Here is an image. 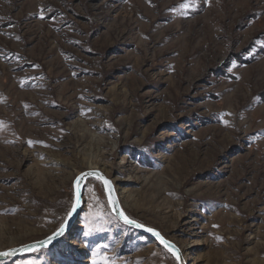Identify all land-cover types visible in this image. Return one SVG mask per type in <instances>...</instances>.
Returning a JSON list of instances; mask_svg holds the SVG:
<instances>
[{"label":"rangeland","instance_id":"obj_1","mask_svg":"<svg viewBox=\"0 0 264 264\" xmlns=\"http://www.w3.org/2000/svg\"><path fill=\"white\" fill-rule=\"evenodd\" d=\"M89 170L185 264H264V0H0V252ZM83 202L0 264H179L101 181Z\"/></svg>","mask_w":264,"mask_h":264},{"label":"water","instance_id":"obj_2","mask_svg":"<svg viewBox=\"0 0 264 264\" xmlns=\"http://www.w3.org/2000/svg\"><path fill=\"white\" fill-rule=\"evenodd\" d=\"M87 172H98L99 174H102L100 171H94V170H89V171H86L84 173H87ZM79 176H81V174ZM93 178L96 179L95 177H87V178H85L81 182L79 188L76 187L75 183L73 184L74 195H75V201H74V203H76L77 193H79V203L77 205L76 212L73 215L68 216V218L66 219V221L63 223V225L65 226V230H64V233L62 235L57 236L51 242H48L47 241V238H46V239H44V240H42L40 242H36V243H32V244L25 245V246H22V247H17V248H13V249L4 251V252H9L11 254L8 255V256H0V262L6 261V260H9V259H15V258H18V257L23 256L25 254L31 253L33 251H38V250L50 248L52 245L56 244L64 235H66L71 230L73 224L76 222L77 218L81 214L82 207H83V204H84L83 199H84L85 186H86L87 181L89 179H93ZM106 179L109 180L108 178H106ZM104 190H105V188H104ZM111 190H112L111 191V195H109V192L106 191V190H105V194H106V199H107V202H108V205H109V208H110L112 214L122 224H124V225L132 228L133 230H135L139 234H141L143 236L150 237L152 240L156 241L160 246H162L175 259H176V255L174 254V250H178V254H179L180 259L179 260L176 259V260L178 261L179 264H185L184 261H183V259H182V255H181L180 250L173 243H171L170 241H168L167 239H165L164 236H162V234L160 232H158L157 230H154V229H153V232H149V231H147V229H149V227H146L144 225H143L144 226L143 228H140V227H136L134 225L125 223L123 217L120 215V211H123L124 214H125V212H124V209H123V207H122V205H121V203L119 201V198L117 196V192H116L115 187H114V185H113L112 182H111ZM110 200L118 201V203L115 205V210L113 208V204L110 203ZM138 224H140V223H138ZM140 225H142V224H140ZM150 229H152V228H150ZM154 232H158L159 233V236L154 235ZM54 233L51 236H49V237H52L54 235ZM160 237H163V239L165 241H167L171 245H173L174 246V250H169V248H166L165 245L163 243H161ZM41 242H44V246L43 247H41ZM0 253H3V252H0Z\"/></svg>","mask_w":264,"mask_h":264},{"label":"snow or ice","instance_id":"obj_3","mask_svg":"<svg viewBox=\"0 0 264 264\" xmlns=\"http://www.w3.org/2000/svg\"><path fill=\"white\" fill-rule=\"evenodd\" d=\"M87 177H95L97 180L101 181L103 183V185H104L105 190L109 192V195H111V191H112L111 190V182L109 180H107L102 174H99L98 172L82 173L81 176L77 177L76 180L74 181L76 187L79 188L81 182ZM78 203H79V193H77L76 203H73L71 211L68 213L69 216L73 215L76 212ZM110 203L113 204V208L115 210V205L118 203V201L110 200ZM120 215L123 217L125 223L131 224V225H134V226L140 227V228L144 227L143 225H140L136 221L130 219L127 215H125L123 213V211H120ZM64 230H65V226L62 224L60 226V228L57 229V231L54 233V235L52 237H48L47 238V241L51 242L57 236L62 235L64 233ZM147 231L153 232V229L149 228V229H147ZM154 235L159 236V233L158 232H154ZM160 240H161V243H163L166 248H169V250H174V246L171 245L169 242L165 241L163 239V237H160ZM43 246H44V242H41V247H43ZM10 254L11 253H9V252H3V253H0V256H8ZM174 254L176 255V259L179 260L180 257H179V254H178V250H174Z\"/></svg>","mask_w":264,"mask_h":264}]
</instances>
